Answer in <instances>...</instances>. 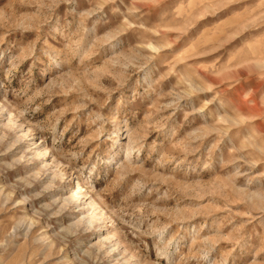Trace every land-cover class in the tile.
<instances>
[{"label":"rangeland","instance_id":"rangeland-1","mask_svg":"<svg viewBox=\"0 0 264 264\" xmlns=\"http://www.w3.org/2000/svg\"><path fill=\"white\" fill-rule=\"evenodd\" d=\"M0 264H264V0H0Z\"/></svg>","mask_w":264,"mask_h":264}]
</instances>
